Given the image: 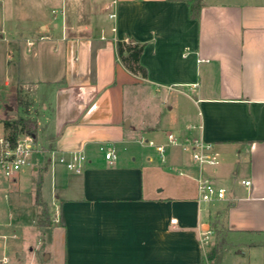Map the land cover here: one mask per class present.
<instances>
[{
	"label": "crops",
	"instance_id": "0c3cea01",
	"mask_svg": "<svg viewBox=\"0 0 264 264\" xmlns=\"http://www.w3.org/2000/svg\"><path fill=\"white\" fill-rule=\"evenodd\" d=\"M113 1L114 20L105 11ZM0 33L13 79L4 81L12 110L0 111L1 133L3 119L23 111L20 93L41 150L87 157L80 173L51 158L34 167L51 177V204L41 195L63 264H197L217 234L221 254L264 264V0H203L197 19L184 0H0ZM129 38L146 44L147 77L119 60L116 41ZM141 84L188 87L178 92L189 99L168 104L167 127L146 125ZM170 131L219 152L205 173L226 198L199 200L190 181L131 147L140 137L168 146ZM104 144L116 159L99 153ZM169 148L168 165L196 181L198 165ZM235 155L241 168L230 173Z\"/></svg>",
	"mask_w": 264,
	"mask_h": 264
},
{
	"label": "rangeland",
	"instance_id": "374dc122",
	"mask_svg": "<svg viewBox=\"0 0 264 264\" xmlns=\"http://www.w3.org/2000/svg\"><path fill=\"white\" fill-rule=\"evenodd\" d=\"M4 35L0 33V37ZM20 42L22 43V41ZM5 46V42L0 40V111L3 108L7 109L12 106L11 88L4 86V81L7 79L13 81L8 67H6ZM11 74L13 75V73ZM140 87L143 93V105L141 106V111L143 112L142 123L146 125L161 120L162 126L167 127L168 104H172L174 97L177 96L182 97V99H189L186 95L178 92V89L189 92L188 87H175L170 90L160 87L159 91L156 90L154 85L141 84ZM39 109L41 107L37 108L36 111H39ZM43 120L44 118L39 119L40 124ZM1 132L2 129L0 128V137L2 136ZM141 138L146 139V137H140L139 141L132 143L131 147L134 152L143 155L153 154L152 163L154 165L160 168L162 164L168 166L167 170L172 175L190 181L194 193L197 189L195 188L196 181L186 176L188 174L187 170L168 165L167 157V152L171 149L169 147H173L176 150L178 149L183 157L192 159L190 150L185 151L179 146H165L164 161H162V157L155 149V146H151L146 142L142 143L140 141ZM147 139L154 140L152 137ZM104 146L107 148V145L104 144ZM99 153L104 156L105 150H100ZM50 158H52L50 152H45L39 148V145H36V150L32 151L28 156V163L12 175H6L0 165V264H63L62 257L64 253L59 231L54 232V228L40 227L36 223L40 207L38 208L34 195L39 176L43 177V181L41 179V187L44 191L45 199L50 204L54 194L51 191L50 175H45V179V170L36 171L34 167L35 165L42 166ZM239 159L240 156L238 155L232 158L230 173L237 172L241 168ZM153 169L156 171L158 168ZM180 170L183 172L182 174H180ZM50 214L52 217L51 212ZM218 239H221L220 234L213 236V238L211 237L210 242ZM215 264L250 263L242 260L235 253L224 252L218 255Z\"/></svg>",
	"mask_w": 264,
	"mask_h": 264
},
{
	"label": "built area",
	"instance_id": "2783aa9c",
	"mask_svg": "<svg viewBox=\"0 0 264 264\" xmlns=\"http://www.w3.org/2000/svg\"><path fill=\"white\" fill-rule=\"evenodd\" d=\"M115 1L105 5V11L109 18L114 20L117 16L115 10ZM63 11V9H62ZM55 12V11H54ZM115 30V27H114ZM33 41H28L29 45H33ZM168 144L179 146L183 150H190L193 161L198 165V174L196 176L198 198L201 201H211L214 199H224L227 197L228 190L225 186L220 185L217 181L205 173V165H218L220 163V154L214 151L211 143L205 142L199 137H191L187 135H179L172 131L167 133ZM142 143L146 142L155 148L163 155L165 144L158 143L155 140L141 139ZM37 140L34 134H22L17 144L14 147L10 146L6 132L0 137V164L6 175H12L19 170L23 165L28 163V156L36 149ZM105 150V157L109 160L117 158V153L114 148L100 147ZM57 159L59 163L65 165L69 170L80 173L84 169V164L87 157L83 151H70L59 155H52L51 162ZM164 161V157H162ZM180 173H183L180 171ZM245 184H250L249 180L243 181ZM172 222H176L177 218H172ZM209 231L204 232L203 240L209 238Z\"/></svg>",
	"mask_w": 264,
	"mask_h": 264
},
{
	"label": "trees",
	"instance_id": "16d2710c",
	"mask_svg": "<svg viewBox=\"0 0 264 264\" xmlns=\"http://www.w3.org/2000/svg\"><path fill=\"white\" fill-rule=\"evenodd\" d=\"M188 6L189 17L192 19L199 18L200 10L203 5V0H184ZM146 44L136 39L117 40L116 48L119 60L122 64L132 73L147 77L148 70L141 63V56L145 50ZM17 102L23 108L22 113L11 115L3 119L4 130L11 147L17 144L19 137L24 133L34 134L37 133V121L29 116L27 108L31 105L30 101L18 93ZM41 176L38 179L35 202L40 207L37 213V225L40 227H48L53 224V220L48 208L47 203L41 195ZM225 248V239L217 240L213 248L203 255L201 261L197 264H215L216 258Z\"/></svg>",
	"mask_w": 264,
	"mask_h": 264
},
{
	"label": "water",
	"instance_id": "95a60500",
	"mask_svg": "<svg viewBox=\"0 0 264 264\" xmlns=\"http://www.w3.org/2000/svg\"><path fill=\"white\" fill-rule=\"evenodd\" d=\"M9 109L12 110V106H10Z\"/></svg>",
	"mask_w": 264,
	"mask_h": 264
}]
</instances>
